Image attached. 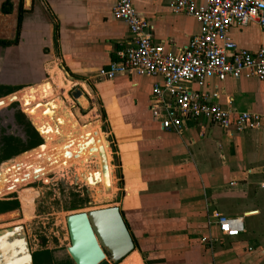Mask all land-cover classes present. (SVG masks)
I'll return each mask as SVG.
<instances>
[{
  "label": "crops",
  "instance_id": "1",
  "mask_svg": "<svg viewBox=\"0 0 264 264\" xmlns=\"http://www.w3.org/2000/svg\"><path fill=\"white\" fill-rule=\"evenodd\" d=\"M117 2L0 0V89L11 87L5 97L17 96L26 113L24 101L37 89L56 91L61 75L67 78L63 68L94 86L120 160L125 195L118 205L136 246L120 264H264V84L241 78L209 87L224 109L259 116L257 130L236 134L188 122L181 134L164 131L151 113L158 81L98 76L131 38L113 16ZM131 2L150 22L154 42L171 52L184 51L200 33L196 19L170 9L171 0ZM253 34L264 38L256 24L231 36L240 49L257 51L264 45ZM217 215L242 218L240 236L228 241ZM209 236L213 243H203Z\"/></svg>",
  "mask_w": 264,
  "mask_h": 264
},
{
  "label": "rangeland",
  "instance_id": "2",
  "mask_svg": "<svg viewBox=\"0 0 264 264\" xmlns=\"http://www.w3.org/2000/svg\"><path fill=\"white\" fill-rule=\"evenodd\" d=\"M252 38L255 44L262 42L264 45V38L258 34H253ZM62 70L65 72V68ZM66 77L61 75L62 81L54 85L56 91L44 100L54 103L51 105L55 109L47 107L53 110L54 115L46 118V115H42L45 109L38 107L33 116L35 122L39 120L37 123L49 130L46 148L25 156L27 158L7 163L4 169L0 168V202H9L0 206V210L15 209L14 201L19 203L17 211L0 218V230L24 226L32 253L49 251L51 264L72 262L67 252L71 246L67 217L113 207L121 208L118 204H121L125 195L120 179V160L119 157L114 158L112 150L116 149L115 139L94 86L90 82L85 83L83 78L71 75ZM76 89L84 93V99L76 101L72 98ZM11 91V87L1 88L0 101L7 98L5 96ZM47 93V90L41 88L39 96L43 97ZM39 96L36 93V97ZM20 112L16 103L0 109V149L6 138L28 140L30 129ZM88 131H93L89 133L98 153L101 148L107 152L111 173L109 190L104 184L102 161L98 154L89 158L87 150L79 159H75L78 152L76 147L70 150L71 156L66 155L65 149L58 150L57 146ZM78 142L75 141L76 144ZM247 235L251 236L248 232ZM261 236L264 237V234ZM227 240L230 239L227 237Z\"/></svg>",
  "mask_w": 264,
  "mask_h": 264
},
{
  "label": "built area",
  "instance_id": "3",
  "mask_svg": "<svg viewBox=\"0 0 264 264\" xmlns=\"http://www.w3.org/2000/svg\"><path fill=\"white\" fill-rule=\"evenodd\" d=\"M170 9L196 19L200 33L184 51L174 53L157 45L150 22L142 19L131 0H118L115 19L125 23L131 38L120 45L115 61L99 71L100 79L148 77L155 79L151 113L164 131L181 134L188 122L215 125L226 132L242 134L262 126L261 118L249 112L233 113L218 103L219 93L210 92L211 81L224 83L241 78L264 84V47L240 49L231 33L235 28L256 24L264 31V0H171ZM223 236L236 239L243 219L215 216ZM240 226V227H239ZM203 243H213L209 236Z\"/></svg>",
  "mask_w": 264,
  "mask_h": 264
},
{
  "label": "water",
  "instance_id": "4",
  "mask_svg": "<svg viewBox=\"0 0 264 264\" xmlns=\"http://www.w3.org/2000/svg\"><path fill=\"white\" fill-rule=\"evenodd\" d=\"M47 87L50 88L49 94L47 96L40 97L39 94L41 92V88L46 89ZM53 93L54 91L49 85L37 89V94L39 97H35L33 101H24V103H26V113L29 111V113H31L30 115L33 117L35 116L38 107H43L45 110L42 115H46V118L54 115L53 110L47 108L53 107L55 109V106L51 105L54 103L44 101ZM72 98L78 101L80 99H84L85 97L81 90L76 89L72 93ZM13 103H19L18 97L15 95L0 101V109L7 106L8 104ZM18 106L21 108L20 105ZM20 111V114L25 117V120L30 123L35 131L39 134L40 138L43 140V144L33 150H30L0 164V168L9 162L22 157L24 158L25 156H30V154L39 153L43 148H46L49 130L48 134H45V130L42 129V125L37 123L39 122L37 118V122H34V118L32 121L27 117L25 111L21 109ZM60 122L61 121H59V123ZM51 131L53 130L51 129ZM89 132L91 131L80 135L78 138H70L67 142L57 146L59 147L58 150L65 149L67 151L66 155L71 156L70 150L76 147L78 152L75 156V159H79L81 155H84L87 150H89V158L96 157L98 152L93 144V140ZM13 139L16 140L15 138ZM77 140L79 141L78 144L75 143ZM27 141L28 140L22 142ZM57 147H55V149ZM99 158L102 161L101 170L104 184L107 190H109L111 186V173L108 155L104 148H101V151L99 152ZM14 202L17 203L18 201L15 200ZM7 203L9 202H0V206L3 207ZM18 209L19 208L10 209L8 211L3 210V212L0 213V218L6 216L7 213L17 211ZM66 223L71 244V246L67 249V252L73 264H120L126 257L135 251L136 246L134 239L124 221L122 211L118 207L71 215L66 218ZM0 264H35L34 254L31 251L27 231L24 226L20 225L0 230Z\"/></svg>",
  "mask_w": 264,
  "mask_h": 264
},
{
  "label": "trees",
  "instance_id": "5",
  "mask_svg": "<svg viewBox=\"0 0 264 264\" xmlns=\"http://www.w3.org/2000/svg\"><path fill=\"white\" fill-rule=\"evenodd\" d=\"M57 38V36H55ZM23 116V115H22ZM24 117V116H23ZM25 119V117H24ZM28 127L30 129L29 132V139L27 142L22 141H16L13 138H6L3 142V147L0 149V164L11 160L14 157H17L23 153H26L30 150H33L43 144V140L40 138L39 134L35 131V129L31 126L30 123H28ZM113 152L115 153V159L117 157V150L113 148ZM121 184L123 185V177L121 175ZM19 208V203H16L15 209ZM3 212V210H0V213ZM122 215L124 217V221L130 231V227L128 222L125 219V216L122 212ZM46 257V260L44 259ZM34 260L35 264H51V253L49 251L45 252H39L34 254ZM65 264H73L72 262H67ZM108 264V263H103Z\"/></svg>",
  "mask_w": 264,
  "mask_h": 264
},
{
  "label": "bare ground",
  "instance_id": "6",
  "mask_svg": "<svg viewBox=\"0 0 264 264\" xmlns=\"http://www.w3.org/2000/svg\"><path fill=\"white\" fill-rule=\"evenodd\" d=\"M92 132H93V131H92ZM92 132H91V133H92ZM44 149H45V148H44Z\"/></svg>",
  "mask_w": 264,
  "mask_h": 264
}]
</instances>
